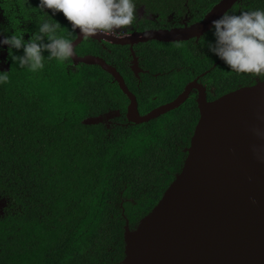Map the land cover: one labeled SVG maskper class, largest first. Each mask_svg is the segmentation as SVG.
<instances>
[{"label": "trees", "instance_id": "16d2710c", "mask_svg": "<svg viewBox=\"0 0 264 264\" xmlns=\"http://www.w3.org/2000/svg\"><path fill=\"white\" fill-rule=\"evenodd\" d=\"M16 1L19 18L12 21L11 12L6 29L12 34L24 20L28 31H37L39 0ZM200 1L189 3H203V12L216 0ZM255 9H264V0H250L244 11ZM53 19L74 36L62 13ZM207 41H214L210 32L185 60L197 72L216 63L207 76H214L217 95L253 84L255 77L264 81L234 73L205 50ZM6 59L7 68L0 69L9 75L0 85V264H122L125 221L134 228L180 170L199 116L196 101L132 123L125 117L126 95L99 66L73 69L68 61L45 60L43 70L31 72L13 64L8 49ZM123 77L144 112L155 92L143 83L133 86L132 74ZM170 85L157 93L159 100L175 97ZM115 109L120 115L111 125L82 122Z\"/></svg>", "mask_w": 264, "mask_h": 264}, {"label": "water", "instance_id": "95a60500", "mask_svg": "<svg viewBox=\"0 0 264 264\" xmlns=\"http://www.w3.org/2000/svg\"><path fill=\"white\" fill-rule=\"evenodd\" d=\"M236 1L219 0L188 27L147 30L137 33L136 40L199 37ZM76 34L74 47L82 39L78 30ZM91 38L125 44L129 37ZM71 60L97 65L111 75L128 99L125 117L132 123L157 118L180 106L193 87L198 90L199 116L180 170L134 228L125 221L122 264H264V81L207 100L194 80L172 100L140 114L135 94L114 66L75 51ZM132 68H138L136 61ZM119 115V110H109L82 122L106 124Z\"/></svg>", "mask_w": 264, "mask_h": 264}, {"label": "clouds", "instance_id": "9594fccd", "mask_svg": "<svg viewBox=\"0 0 264 264\" xmlns=\"http://www.w3.org/2000/svg\"><path fill=\"white\" fill-rule=\"evenodd\" d=\"M40 20L37 31L27 40L24 31L3 35L0 46H8V56L18 68L31 72L44 69L45 60L63 64L74 56L73 38L54 20L62 13L71 33L83 39L95 36L119 38L137 19L135 0H39ZM47 10H51V15ZM214 41H207V50L237 74L264 76V9L245 10L238 14L223 12L210 21L208 28ZM23 50L15 55L13 50ZM47 52L45 57L43 53ZM9 81L8 71H0V85ZM257 135H260L257 132Z\"/></svg>", "mask_w": 264, "mask_h": 264}, {"label": "flooded vegetation", "instance_id": "af4514ba", "mask_svg": "<svg viewBox=\"0 0 264 264\" xmlns=\"http://www.w3.org/2000/svg\"><path fill=\"white\" fill-rule=\"evenodd\" d=\"M164 1L165 0H135L137 5V19L128 27L124 35L121 36L129 37L127 43L116 44L104 39L82 38L74 47L75 53L79 56L96 55L103 58L107 63L114 66L122 76L125 74L126 79H129L130 74H132L133 77L130 82L132 85L134 84L133 86H136L137 89L140 84L143 83L147 91L155 92V94L151 96L152 103L150 107H146L147 110L143 112L137 95L132 91L136 96L137 107L140 114L146 113L154 107L172 100L183 91L188 83L194 80L204 89L207 100H213L220 96L217 95L215 91L214 76H207L216 63L209 69L197 72L195 66L190 64V62L186 63L185 60L187 56L186 51H188V49L190 51L195 45H199L203 36L208 31L204 32L199 37H192L186 40L165 41L157 38H150L146 41L136 40V35L139 32L147 30H173L188 27L201 20L219 0L213 2V4L203 12L202 8L204 9L206 7L203 3L192 4L189 3V0H170L171 3H164ZM181 1L183 2L181 3ZM249 1L250 0H237L229 10L236 8L237 11H244ZM6 5L7 7L9 6V9L6 8ZM15 8H17L16 11L14 10ZM0 10L3 13V17L7 20L6 22H8V16L11 12L15 13L12 21L19 18L20 9L16 0H0ZM35 18L39 20V15H36ZM26 24V21L19 20L17 28L14 29L26 30L24 31V39L34 33L33 30L28 31L26 29ZM76 36L77 34L74 33L72 37L73 41L76 39ZM205 50L207 51V49ZM134 61H136L138 66L136 71L132 68L134 66ZM78 64L81 63H76L71 59L68 60V66L73 69H75ZM180 75L183 76L180 77ZM254 79L258 80L257 77ZM124 81L127 84L125 78ZM166 84L174 85V87L170 85L169 90H177V92L175 97L161 101L157 93L164 92ZM197 93V88L193 87L187 99L191 98L196 101ZM113 119L106 123V125H111Z\"/></svg>", "mask_w": 264, "mask_h": 264}, {"label": "rangeland", "instance_id": "374dc122", "mask_svg": "<svg viewBox=\"0 0 264 264\" xmlns=\"http://www.w3.org/2000/svg\"><path fill=\"white\" fill-rule=\"evenodd\" d=\"M15 11L17 10V8L14 9ZM6 18L3 17V13L0 10V30L6 29ZM3 35H11V31L9 28H7V31L3 33ZM0 38H3L2 36H0ZM7 49L8 46H0V68L1 69H5L7 67V59H6V54H7ZM183 75H180V77H182ZM4 206V202H2V200H0V214L2 212V208Z\"/></svg>", "mask_w": 264, "mask_h": 264}]
</instances>
